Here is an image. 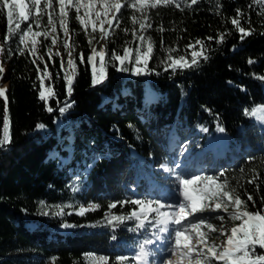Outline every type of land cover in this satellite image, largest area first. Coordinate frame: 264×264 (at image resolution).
Returning <instances> with one entry per match:
<instances>
[{
	"label": "trees",
	"instance_id": "obj_1",
	"mask_svg": "<svg viewBox=\"0 0 264 264\" xmlns=\"http://www.w3.org/2000/svg\"><path fill=\"white\" fill-rule=\"evenodd\" d=\"M181 4L182 9L169 6L150 12L152 28L144 35L151 38L153 53L148 71L141 75L133 74L134 63H127L128 71H120L119 62L111 60V53L122 54L124 47L133 49L134 58L140 45L131 36L133 13L124 9L120 28L105 40L106 78L97 85L92 84V65L87 62L90 34L71 12L69 32L77 66L71 97L66 93V70L55 55L49 59L48 38L41 36L37 48L43 60L27 50L19 54L23 47L19 34L5 45L13 53L3 54L9 70L11 143L0 146V264H25L28 252L41 256L38 264L49 260L86 264L87 254L118 264L117 256L133 259L146 239L153 240L147 246L148 261L155 264L161 250L156 239H168L160 233L155 214L148 217L145 228H137L135 220H109L138 209L124 201L172 200L178 182L159 169L175 167L183 145L190 157L184 177L224 172L222 179L236 187L242 199H247L245 193L253 195L256 206L249 202V210L264 207V132L247 114L264 106V3L198 0L190 5V0H181ZM54 7L58 15L56 0ZM238 9L241 26L252 32L244 39L231 24ZM31 23L33 31L50 26L47 16L41 17L39 28L34 20ZM27 26L22 24V30ZM161 26L164 31L158 30ZM60 30L57 23L56 34ZM5 32L6 10L0 18V43ZM196 40L204 42L207 60L201 58L183 70L167 68L168 56L190 61L193 49L188 46ZM45 64L52 74L51 80L44 79L45 88L52 86L56 93L47 103L39 99ZM96 64L99 73V57ZM66 102L70 107L60 113ZM49 106L53 112L47 111ZM3 111L0 99V136ZM219 127L225 129L221 133L226 145L204 151L207 143L218 140ZM252 169L259 173V190L247 182ZM113 203L116 207L110 208ZM88 205L99 207L76 214ZM222 215L224 226L230 228L233 222ZM217 216L208 220L219 227Z\"/></svg>",
	"mask_w": 264,
	"mask_h": 264
},
{
	"label": "snow or ice",
	"instance_id": "obj_2",
	"mask_svg": "<svg viewBox=\"0 0 264 264\" xmlns=\"http://www.w3.org/2000/svg\"><path fill=\"white\" fill-rule=\"evenodd\" d=\"M198 0H190V5L197 4ZM258 3H264V0H257ZM59 10L58 15L54 7V0H0V18L6 10V32L3 35V43H0V56L5 51L12 55L10 49H6L7 45L14 37L19 40V45L23 47L19 49V54L23 55L25 50L29 55L36 56L37 59L43 60L42 56H38L37 45L38 38L43 36L45 39L49 37V31H33L31 21H35V26L39 28L42 16H47V24L51 26V32L57 31V23L60 29L63 30L65 37H69V14L75 12L74 19L78 21L79 25L87 33L89 26L91 32L99 31L100 39L107 40L115 29L121 26V15L124 9L132 11L131 22L138 25V29L133 28L132 34L135 39L140 41V45L135 49L133 58V49L124 47L122 54L117 52L111 53V60L119 62L120 71H128L127 63H134L135 67L132 69L133 74L141 75L148 71V62L152 58L153 44L151 38L146 37L144 33L152 28L150 12L159 7L174 6L176 9H182L181 0H56ZM99 6V10L97 7ZM81 9L83 14L81 15ZM51 10V11H48ZM139 13V16L136 15ZM99 22V25L98 23ZM27 23L26 29L22 30V24ZM107 24V28H105ZM231 24L240 33V38L244 39L251 35L250 29L241 26V13L239 9L235 17L231 19ZM159 31H164L161 26ZM125 32L128 29H124ZM139 33V34H138ZM71 39V37H69ZM95 37L90 36L88 43L91 45ZM212 40L213 37H208ZM224 39L223 34L219 37V41ZM52 45L57 43L56 37L52 38ZM145 45L146 50L144 49ZM199 46V51H195L196 46ZM63 47L68 50V66L72 69L69 74L65 71L64 80L66 81V93L71 97L73 92V76L76 72V63L72 59V50L74 44H69L67 41L63 43ZM188 47L192 48L191 60L185 59L184 56L173 57L168 56L167 68L185 69L197 65L200 59H208L204 54L205 44L202 40H196L195 44H190ZM51 48L48 49L49 59H51ZM171 52L172 50L169 49ZM59 55V53H57ZM106 52L103 48L99 51L95 47L91 50V55L87 57V62L92 65V84L97 85L103 82L106 78L105 68ZM99 57V73L97 72L96 58ZM80 63H84L83 53L80 54ZM250 64L254 63L251 59ZM36 63V60H33ZM63 69V61L61 62ZM5 71L3 63L0 62V74ZM37 71H41L37 66ZM52 74L48 71V65L45 64L43 75L40 76V91L39 99L47 101L54 98L56 93L52 86L45 88L44 79L51 80ZM2 79V76H0ZM264 79V77H261ZM7 89L0 87V99L4 102L3 111V134L0 136V146L11 143L10 134V116L8 109ZM70 104L65 103V107H60V113L67 111ZM48 112H53V107H47ZM253 117L264 119V106L255 107L247 113ZM38 128H44L45 125L38 124ZM206 131V129H204ZM220 132H224L223 127H219ZM252 159V158H250ZM244 169H241L243 172ZM252 177L247 182L255 184L259 190V173L252 169ZM225 173L221 172L219 176H201L192 175L187 178L179 179V192L182 197L181 202L175 205L176 211L167 212L162 211L163 205L160 201L151 200H132L121 203H131L138 206L137 210L132 211L127 216H113L109 223L113 221L123 222L125 220H135L137 228H145L148 217L155 214L156 225L160 232L168 231L169 224L181 225L183 221L188 220L189 217H194L196 214L204 213L205 211L223 212L227 215L229 221L233 222L230 228H226L223 224L225 215L214 217L221 221L219 227L214 223L200 217L196 222L188 224L186 227H178L172 236V244L167 249L172 258L163 261L162 264H264V207L256 211L249 210V202L255 208L256 200L251 193H245L247 199L241 198V193L236 187H233L225 177ZM261 204L264 205V198H261ZM99 205H90L88 208L81 207L78 214L84 215L86 211L94 210ZM110 208H115L116 204L109 205ZM172 208V205L168 206ZM59 214V213H58ZM238 222V223H236ZM70 225H65L69 227ZM213 234H217V239L223 236L225 239L221 243H217L212 238ZM153 240L146 239L139 245V251L133 257L137 264H149L148 257L150 252L148 245L152 244ZM118 264H126L128 257L120 255L116 257ZM100 264H108L106 257H100Z\"/></svg>",
	"mask_w": 264,
	"mask_h": 264
},
{
	"label": "rangeland",
	"instance_id": "obj_3",
	"mask_svg": "<svg viewBox=\"0 0 264 264\" xmlns=\"http://www.w3.org/2000/svg\"><path fill=\"white\" fill-rule=\"evenodd\" d=\"M97 10H99V6L97 7ZM80 14L81 15L83 14V9H81ZM97 23L99 25V22H97ZM105 28H107V24H105ZM133 28L138 29V25H134L132 23L131 29L133 30ZM47 30L50 33L48 39L50 40V45H51V50H52L51 54L55 55L60 60V62L63 61V68L69 74H71L70 68H69L68 63H67V61L69 59L68 50H66L63 47V43L65 41H67L69 44H73L71 33L69 32V37H71V39H69V37L64 36L62 29L60 30V34H58V33L56 34V32L52 33L51 32V26H49ZM88 32H89L90 36L95 37V39H93V41H92L91 50L93 47H95L97 49V51H99L101 48L104 47L105 40L100 39L99 31L92 33L91 32V26H89ZM131 36L134 37L132 32H131ZM53 37H56V39H57V43L55 45H52V43H51ZM38 40L40 43V37L38 38ZM39 43H38V45H39ZM38 45H37V48H38ZM72 52H73V50H72ZM57 53H59V55H57ZM90 54H91V51H90ZM0 62L3 63V67L5 69V71L2 74H0V76H2V79H0V87L8 89L9 70H8L7 58L4 55L0 56ZM254 121L256 124H258V126L260 128H262V130L264 132V119L254 117ZM225 145H226V139L221 132L219 133L217 141H215L212 144L211 143L206 144V146H208V149H212L213 146L214 147L217 146V148H221V147H224ZM189 164H190L189 152H188L187 148H185V145H183L179 148V160L177 161V164L175 165V167L168 168V167L163 165L160 167L159 170H161L167 177L173 178L174 180H176L178 182V186H179L178 177L186 178V177H184V174H185L187 166ZM181 200H182V197L180 195L179 188L177 187L176 191H174V193H173V198L171 201H169V202L161 201L160 202L161 205H163L161 210L167 211L170 213L173 211H176L177 209L175 208V205L178 204L179 202H181ZM169 205H172L173 207L169 208L168 207ZM89 206L90 205L82 206V207L88 208ZM79 209L76 211V214H78ZM89 211H91V210H89ZM86 212H88V211H86ZM222 214H225V213L214 212V211H205L204 213L196 214V216H194V217H189L188 220L183 221L181 225L169 224L168 225V231L160 232L161 234H167L168 235L167 241L166 242H163V241L160 242L159 239H156V242L161 247V250H160V254H159L160 259L157 260L155 262V264H162L163 261H166L169 258H172L173 260H175V257H172V254L169 253L167 251V249L172 244V236L174 235V231L176 228L186 227L188 224H190L192 222H196L200 217H203L206 220H208V218L212 217V215H222ZM212 238L215 239L217 241V243H221L225 239V237H223V236H221V237H219V239H217V234H213ZM25 257H29V258L25 259V260H27V262L25 264H38V261L41 258V256H39L38 254H34V253H30V252H28ZM100 257H102V256L94 255V254H87L85 256V262H86V264H100ZM44 264H54V263L52 260H49V261H46ZM126 264H137V261L134 259H128Z\"/></svg>",
	"mask_w": 264,
	"mask_h": 264
},
{
	"label": "water",
	"instance_id": "obj_4",
	"mask_svg": "<svg viewBox=\"0 0 264 264\" xmlns=\"http://www.w3.org/2000/svg\"><path fill=\"white\" fill-rule=\"evenodd\" d=\"M8 87H9V85H8ZM8 90V89H7ZM255 122V121H254Z\"/></svg>",
	"mask_w": 264,
	"mask_h": 264
}]
</instances>
